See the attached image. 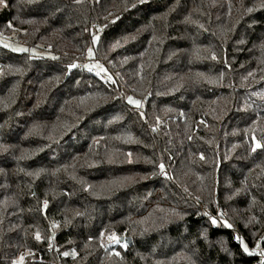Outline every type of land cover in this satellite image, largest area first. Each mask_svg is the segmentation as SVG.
<instances>
[{"label": "trees", "instance_id": "trees-1", "mask_svg": "<svg viewBox=\"0 0 264 264\" xmlns=\"http://www.w3.org/2000/svg\"><path fill=\"white\" fill-rule=\"evenodd\" d=\"M5 3L0 32L53 56L0 42V264H262L264 0Z\"/></svg>", "mask_w": 264, "mask_h": 264}, {"label": "snow or ice", "instance_id": "snow-or-ice-1", "mask_svg": "<svg viewBox=\"0 0 264 264\" xmlns=\"http://www.w3.org/2000/svg\"><path fill=\"white\" fill-rule=\"evenodd\" d=\"M77 2H79V0H77ZM141 3L144 2V0H140ZM0 6H6V3H5V0H0ZM135 5H133L134 7ZM249 11H251V9H249ZM115 22V21H113ZM9 27H11V25L9 24ZM202 27V26H201ZM92 44L93 45H96L98 43V41L100 40V37L98 35H92ZM120 41L117 40L114 44H112L110 46L111 49H115V48H118L120 47ZM4 47H10V45L8 44H5ZM262 47H264V45H262ZM13 51H16V52H27L28 49L25 48V47H16V48H13ZM87 55L89 58H94V49L93 47H88L87 48ZM213 60L216 59V56H215V53L212 54V57H211ZM53 59H56V57H53ZM111 61H109L110 63ZM78 67V65L76 63H71L69 65H67V69L69 70H72V69H76ZM84 68H86L89 72H93L94 70H98L96 71V75L97 76H100L102 73H107V69L103 66V64L100 63L99 60H95L94 63H89V64H85L83 65ZM197 75H202V74H197ZM249 75H252V73H249ZM223 74L221 73V78H222ZM107 79L112 81V83H116L115 80L112 79V76L111 75H108L107 76ZM214 81L211 80V79H208V83H213ZM253 95H260L258 93H253ZM126 101H127V104L128 105H131V106H134L135 108L139 109L142 107V103H143V100L142 99H136L134 98L133 96L129 95L126 97ZM139 116L141 119H145L146 118V115L144 112H140L139 113ZM39 129V126L38 125H33L29 130H28V135H31L35 132H37ZM153 131H155V128H153ZM251 141H252V146H251V151L252 152H256L258 149L260 150H264V142H262L261 140L257 139L255 134L252 135L251 137ZM128 157H129V162H131V153H128ZM201 159H203V155H201ZM109 162H112L111 161V158L109 157ZM158 169H159V173L163 176H167V173L165 171V165L163 162H161L159 165H158ZM28 175H33V176H36V175H39V172H36V173H28ZM153 175H155V173H153ZM75 178V177H73ZM90 187V186H89ZM85 190H88L87 188H85ZM197 200H199V197H197ZM47 206H48V200L45 199L43 201V209L42 210H46L47 209ZM205 216H208V213L205 212L204 213ZM210 221H211V224L213 226H216L218 224V222H221L223 223L224 226H226L227 228L231 229L232 228V225L229 224L227 222V220L223 219V213H220L219 216H213V217H210ZM53 227H56L57 225L54 223L52 225ZM201 235H203V233H201ZM101 236H103V233H101ZM35 239L37 241L41 240V235L40 233L37 231L36 234H35ZM91 239V237L89 238ZM235 240H237L240 244V247L242 248V251L244 253H248V254H251V252H254L256 249H252L250 251L249 247L247 246V244L244 242V240L239 237V236H235L234 237ZM264 239V238H262ZM48 240L51 241L52 240V237L49 236L48 237ZM108 240L112 243H117L119 244L120 243V237L116 234V233H112L111 235H109L108 237ZM259 243V242H257ZM103 246V245H102ZM123 247H127V243H124L122 245ZM49 247H52V244L49 243ZM64 256H68L70 253L69 252H63L62 253ZM115 255L119 256V252H116L114 253ZM260 256L261 257H264V251H261L260 253ZM72 256H76V253L75 251H73L71 253ZM13 264H24V257L23 256H20L17 260H14L13 261ZM262 264H264V261H262Z\"/></svg>", "mask_w": 264, "mask_h": 264}, {"label": "rangeland", "instance_id": "rangeland-1", "mask_svg": "<svg viewBox=\"0 0 264 264\" xmlns=\"http://www.w3.org/2000/svg\"><path fill=\"white\" fill-rule=\"evenodd\" d=\"M2 44H8L10 45V49L13 50V48L16 47H25L28 49V53L35 55V56H42V57H52L53 53L49 50H47L46 48L43 47H30L27 44L18 41L15 37H13V40H2L1 41ZM16 52V51H15ZM160 122V121H158Z\"/></svg>", "mask_w": 264, "mask_h": 264}, {"label": "built area", "instance_id": "built-area-1", "mask_svg": "<svg viewBox=\"0 0 264 264\" xmlns=\"http://www.w3.org/2000/svg\"><path fill=\"white\" fill-rule=\"evenodd\" d=\"M2 40H8V41H9V40H13V37L10 36V35H6V34L0 32V42H1ZM89 63H94V62H90V61H88V60H85V61L80 65V67L84 68L83 65H85V64H89ZM101 64H102V63H101ZM103 66L107 69V73H102L99 77L107 78V76L110 75V74H109V70H108V68H107L106 65L103 64ZM96 71H98V70H94L92 73L95 74ZM95 75H96V74H95ZM262 249H263L262 247H258V248H257V250H259V251H262ZM70 252L72 253L73 250L71 249ZM62 253H63V252H62ZM62 253H61V255H63Z\"/></svg>", "mask_w": 264, "mask_h": 264}, {"label": "water", "instance_id": "water-1", "mask_svg": "<svg viewBox=\"0 0 264 264\" xmlns=\"http://www.w3.org/2000/svg\"><path fill=\"white\" fill-rule=\"evenodd\" d=\"M122 240H124L127 244H132V238L130 236L122 237Z\"/></svg>", "mask_w": 264, "mask_h": 264}]
</instances>
